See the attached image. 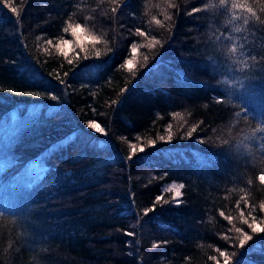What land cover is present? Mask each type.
<instances>
[{
  "label": "trees",
  "instance_id": "trees-1",
  "mask_svg": "<svg viewBox=\"0 0 264 264\" xmlns=\"http://www.w3.org/2000/svg\"><path fill=\"white\" fill-rule=\"evenodd\" d=\"M241 2L255 15L231 0H0V264H264V232L243 223L264 227V125L224 79L230 41L253 38L242 47L264 61V0ZM76 24L83 48L57 47ZM254 85L264 100V75ZM34 159L52 193L31 216L3 186ZM29 220L63 236L31 244Z\"/></svg>",
  "mask_w": 264,
  "mask_h": 264
},
{
  "label": "rangeland",
  "instance_id": "rangeland-1",
  "mask_svg": "<svg viewBox=\"0 0 264 264\" xmlns=\"http://www.w3.org/2000/svg\"><path fill=\"white\" fill-rule=\"evenodd\" d=\"M81 36V35H79ZM68 40V39H67ZM76 38H71L69 41L71 42L69 45H66V48H72L74 49L78 44L76 42ZM253 38H245V41L241 42H233L230 41L227 43L229 48H232L233 46L236 47V49L239 50V52H231V55L229 57V61L227 63L226 72L224 74V79H227L228 81V87L231 92L234 94H237L242 97V99L250 105L255 113L262 119L263 125H264V100L261 96H259L257 92V87L255 88L254 85V77L258 75H264L263 70V62L258 60L259 56H256L254 53H247L245 48L242 47L245 45H250ZM244 42V43H243ZM261 134L263 136L262 144H264V128L261 131ZM5 138L2 141H6ZM9 144V142L7 143ZM264 146V145H263ZM7 162V160L0 159V164H4ZM1 167V166H0ZM58 176H60L61 185L68 186L73 185L72 180L73 178L79 179L76 174L74 173H68L65 171L57 172ZM44 175V168L38 163V159H34L28 163L27 166H25V169L22 172V179L16 183L11 184H5L3 187L11 188V191L19 190H25V197L20 200V207L22 208L23 205L27 206L28 209L31 211L28 213L31 216L34 215V209L39 207V204L41 205L43 203L44 196L48 192V195L51 196V187L46 183L42 178ZM73 175V176H71ZM55 181V180H54ZM80 181V180H79ZM56 182V181H55ZM81 182V181H80ZM71 183V184H67ZM80 183L74 182L75 186H78ZM29 191V193L27 191ZM27 209V210H28ZM64 211L59 212L60 215H62ZM53 213V212H52ZM27 214V215H28ZM57 214V213H56ZM55 214V215H56ZM53 215V214H52ZM99 218H103V216L98 215ZM96 218V217H95ZM107 220H109L108 216H105ZM96 221H101L100 219L96 218ZM33 220H29L28 223L31 226H23L22 231H24L25 235L29 237L28 241L31 242V244H40L45 242V240H52L55 237L63 236L61 234V231L54 229L52 226H47V224H42V222H37L35 225H32ZM68 223V221H67ZM60 225H65V220H61L59 222ZM79 227V226H78ZM81 228V230L79 229ZM78 230L74 229L73 234L75 233V230L78 231V233L83 234V225L79 227ZM65 230L67 231L68 228ZM70 233L69 231H67ZM71 239V238H70ZM68 242V239L65 240Z\"/></svg>",
  "mask_w": 264,
  "mask_h": 264
},
{
  "label": "snow or ice",
  "instance_id": "snow-or-ice-1",
  "mask_svg": "<svg viewBox=\"0 0 264 264\" xmlns=\"http://www.w3.org/2000/svg\"><path fill=\"white\" fill-rule=\"evenodd\" d=\"M114 3H117L118 0H113ZM229 2V0H227V3ZM227 3H224V4H221V5H225ZM231 8L233 10H236V9H240V10H243V11H246L247 13H252L253 15H255L254 11H253V8L251 6H248L245 2H241V0H231ZM11 11L13 13H17L18 14V10L17 8L15 7H11ZM113 11H115V9H113ZM233 16L234 18H238L235 16V12H233ZM168 19H170L171 17H167ZM157 23H160V21H156ZM82 29V26L79 25V24H76L75 26H72L71 27V35L74 36V37H77V44L80 45L81 48H83V41L81 40L80 36L78 35V31ZM65 32L69 31L68 28H65L64 29ZM235 31L236 32H240L241 29L240 28H235ZM139 32V30H138ZM140 35H144V33L140 32L139 33ZM84 39H88V37H85ZM92 39H95L94 37ZM49 44H51V41L48 42ZM71 42L68 41V40H61L60 41V44L57 45V47H60L61 45H69ZM159 41H154L153 44H151L150 46L151 47H155L156 44H158ZM86 51V50H85ZM132 53L135 54L138 49L136 47H133L132 48ZM231 51L233 53L236 52V47L233 46L231 48ZM61 52L62 54L64 55H67L66 52H64L63 48L61 47ZM87 54V53H86ZM96 55L99 56L100 53L99 52H96ZM145 59H147V57H145ZM72 61H69V63H71ZM127 67L129 69H131L133 67V60L132 59H128L127 60ZM89 127L92 128L93 130H95L96 132H103V129L101 128L100 124L99 123H90L89 124ZM192 131H195V128L192 129ZM168 132H169V135L167 137L168 140H171L172 136H171V129H168ZM192 133L189 132L188 135L190 136ZM161 141H164L165 140V136H160L159 138ZM151 145H154L155 144V141H150L149 142ZM137 151L139 152H144L145 151V148L143 146H140L139 149H137V145L136 144H132L131 145V152L132 154H136ZM129 159H131V157H129ZM259 180L261 182H264V175H261L259 177ZM184 188V185L183 184H180L178 187L173 185L171 187H169L168 191L170 192H175V195L177 198H179L181 196V191L180 189H183ZM177 206H179V204H177ZM149 212L153 211V209H148ZM221 215H223V213H221ZM241 216H243V213H241ZM226 219H229L231 220L232 218L231 217H226ZM243 223L245 224H248V227L251 229L252 232L254 233H261V232H264V227L261 226V223H258L256 221V218L255 217H252V222L249 223V221L247 219H244L243 220ZM264 223V222H262ZM236 232L240 234V236L238 237L239 238V243L241 246L244 245V243L248 240H251L252 237L251 235H249L247 232H244L241 228H236ZM222 256H225L226 257V253H221ZM213 259H215V257H213ZM225 264H228V260L227 258H225Z\"/></svg>",
  "mask_w": 264,
  "mask_h": 264
},
{
  "label": "clouds",
  "instance_id": "clouds-1",
  "mask_svg": "<svg viewBox=\"0 0 264 264\" xmlns=\"http://www.w3.org/2000/svg\"><path fill=\"white\" fill-rule=\"evenodd\" d=\"M227 3V0H220V4Z\"/></svg>",
  "mask_w": 264,
  "mask_h": 264
}]
</instances>
